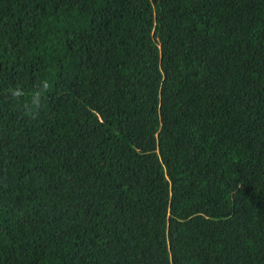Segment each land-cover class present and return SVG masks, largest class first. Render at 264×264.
<instances>
[{
  "label": "trees",
  "instance_id": "16d2710c",
  "mask_svg": "<svg viewBox=\"0 0 264 264\" xmlns=\"http://www.w3.org/2000/svg\"><path fill=\"white\" fill-rule=\"evenodd\" d=\"M0 264H264V0H0Z\"/></svg>",
  "mask_w": 264,
  "mask_h": 264
}]
</instances>
